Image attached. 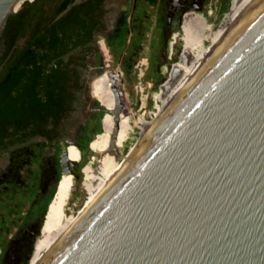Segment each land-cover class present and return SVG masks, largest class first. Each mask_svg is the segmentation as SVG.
Returning a JSON list of instances; mask_svg holds the SVG:
<instances>
[{"label":"water","instance_id":"95a60500","mask_svg":"<svg viewBox=\"0 0 264 264\" xmlns=\"http://www.w3.org/2000/svg\"><path fill=\"white\" fill-rule=\"evenodd\" d=\"M18 1L0 0V30ZM60 164L72 175L65 150ZM41 264H264V0H249Z\"/></svg>","mask_w":264,"mask_h":264},{"label":"rangeland","instance_id":"374dc122","mask_svg":"<svg viewBox=\"0 0 264 264\" xmlns=\"http://www.w3.org/2000/svg\"><path fill=\"white\" fill-rule=\"evenodd\" d=\"M168 1L105 0L110 11L105 16L106 29L92 41L95 50L88 59L92 60L86 80L88 95L82 99L86 106L73 113L64 139L52 148L32 141L0 156V255L20 225L27 222L34 227L38 223L58 178L29 264H37L51 249L78 210L136 143L140 125L154 121L162 106L160 102L156 105L154 94L173 82L174 66L185 55L183 47L188 40L174 39L182 15L195 10L203 14L201 21L217 26L230 4V0H200L197 6L196 1L192 5L188 0H176L185 2L176 20L175 13L168 12ZM167 16L172 25L166 22ZM211 43L206 40L207 45ZM98 64L105 74L108 95L103 93L105 82L100 79ZM88 139L92 140L84 145V153L79 150L76 161L77 153L67 145ZM63 150L70 162L76 161L72 175L61 171Z\"/></svg>","mask_w":264,"mask_h":264},{"label":"trees","instance_id":"16d2710c","mask_svg":"<svg viewBox=\"0 0 264 264\" xmlns=\"http://www.w3.org/2000/svg\"><path fill=\"white\" fill-rule=\"evenodd\" d=\"M109 11L105 0H25L7 16L0 30V156L32 141L52 148L64 139L73 113L86 106L83 74L95 50L92 41L106 29ZM96 66L108 95L102 65ZM91 140L67 145L77 153L76 161ZM56 188L38 223H23L3 246L0 264L30 263Z\"/></svg>","mask_w":264,"mask_h":264},{"label":"bare ground","instance_id":"6f19581e","mask_svg":"<svg viewBox=\"0 0 264 264\" xmlns=\"http://www.w3.org/2000/svg\"><path fill=\"white\" fill-rule=\"evenodd\" d=\"M25 0H19L16 4V7L19 6ZM249 0H230L229 9L225 12L220 19L217 26H213L211 23L201 22L199 26V36L195 34H189L188 41L185 43L183 47V51L185 55L179 59L174 66V80L173 82L161 88L154 94V101L157 105L158 102L162 105L160 110L157 112L155 119L153 122H146L140 125V134L137 138L136 143H134L131 149L126 153L123 159L118 162L110 174L105 178L99 188L90 196V198L84 203L80 210H78L74 219L68 224L65 230L58 237L56 242L53 244L51 249L37 262V264H41L45 258L50 254V252L55 248V246L60 242V240L64 237V235L68 232V230L72 227V225L76 222V220L80 217V215L84 212V210L88 207V205L93 202L101 193H103L110 182L112 181L115 173L120 168L122 163L131 153V151L135 148V146L139 143V141L144 137V135L150 130V128L155 124V122L159 119L180 89L184 86L187 80L193 74L195 66L209 53H211L214 49L220 46L228 34L230 33L234 23L236 22L238 16L241 11L244 9ZM180 39L183 41L185 36L179 30V32L174 34V39ZM212 40L210 45L206 44V40Z\"/></svg>","mask_w":264,"mask_h":264},{"label":"flooded vegetation","instance_id":"af4514ba","mask_svg":"<svg viewBox=\"0 0 264 264\" xmlns=\"http://www.w3.org/2000/svg\"><path fill=\"white\" fill-rule=\"evenodd\" d=\"M146 1H148V0H146ZM184 1H186V0H184ZM188 1L192 5H196L195 1L198 2L197 6L199 5V2H200V0H188ZM168 2H170L169 3V7H167L169 9L168 12L175 13L176 20H177L178 19V15H179L178 13H179L180 7L182 8V6L185 5V2L184 3H180L181 1L177 2L176 0H169ZM167 6H168V4H167ZM202 16H203V14H201V13L195 11V10H190L187 13L182 15V21L180 23L179 28H180V31L185 36V40L186 41L188 40V37H189L188 35L189 34H196L197 27L202 22L201 21L202 20ZM166 22L169 25L173 24V22H172V20L170 19L169 16H167ZM106 27H107V25H106ZM103 31H101L99 33H102Z\"/></svg>","mask_w":264,"mask_h":264},{"label":"built area","instance_id":"2783aa9c","mask_svg":"<svg viewBox=\"0 0 264 264\" xmlns=\"http://www.w3.org/2000/svg\"><path fill=\"white\" fill-rule=\"evenodd\" d=\"M28 1H32V0H28Z\"/></svg>","mask_w":264,"mask_h":264}]
</instances>
